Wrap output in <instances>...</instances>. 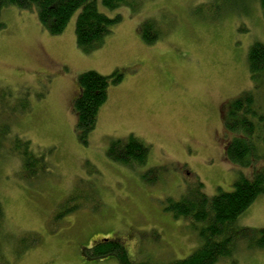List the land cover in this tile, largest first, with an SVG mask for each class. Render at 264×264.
Returning <instances> with one entry per match:
<instances>
[{
	"label": "rangeland",
	"instance_id": "1",
	"mask_svg": "<svg viewBox=\"0 0 264 264\" xmlns=\"http://www.w3.org/2000/svg\"><path fill=\"white\" fill-rule=\"evenodd\" d=\"M131 2L108 10L96 0L102 13L121 19L91 52L77 46L78 11L58 35L41 27L34 10L0 12V85L27 95L30 106L11 119L0 154V264H120L116 254L87 257L102 239H116L133 263L185 258L201 240L193 222L175 218L169 205L198 191L209 198L219 188L231 191L233 180L251 179L264 166V77L255 88L247 63L249 48L264 44L258 0ZM148 19L160 31L151 43L138 32ZM118 69L123 77L109 84L95 128L81 142L73 104L78 76ZM240 96L255 109L248 115L255 154L246 164L223 151L234 138L248 142L234 114ZM223 118L234 130L224 128ZM14 135L43 159L45 168L37 162L33 177L8 150ZM132 135L149 147L144 165L108 155L113 143L121 141L117 154ZM147 172L151 181L141 177ZM73 194L70 204L79 208L54 219ZM235 224L264 228V195ZM239 241L215 264H264V249Z\"/></svg>",
	"mask_w": 264,
	"mask_h": 264
},
{
	"label": "trees",
	"instance_id": "2",
	"mask_svg": "<svg viewBox=\"0 0 264 264\" xmlns=\"http://www.w3.org/2000/svg\"><path fill=\"white\" fill-rule=\"evenodd\" d=\"M126 4L134 6L131 0H101V5L108 10H115ZM258 4L264 17V0H258ZM8 6L34 10L39 24L50 35L61 34L72 19V15L78 11L74 23L75 38L77 46L84 52H91L99 48L106 35L112 31V27L121 19L119 15L109 17L102 13L96 5V0H0V12ZM3 28L4 23L0 21V29ZM138 32L143 41L147 43L160 37L159 29L150 19L140 24ZM247 63L250 78L257 88L264 77L263 43H255L249 48ZM122 77L123 72L119 69L107 76L93 70L85 71L78 76L79 94L73 104L74 112L77 114V136L81 142H86L88 132L95 128L98 111L108 98L109 84L119 83ZM26 96L24 94L13 95L9 88L0 85V154L6 140L5 137L10 133L11 119L13 120L30 110L29 98ZM244 96L234 102V114L242 118L243 123L240 125L244 126L247 131L244 136L248 137V142L234 138L230 144L225 145L223 150L230 160L241 164L248 163L255 154V142L252 140L254 130L251 128L252 123L249 122L248 116L255 114V109L252 107L251 98L247 100V105L243 102ZM223 126L226 130H234V127L224 118ZM115 143L108 151V155L114 161L129 166L133 164L141 166L147 161L148 145L133 135L129 136L127 141L122 144L123 146L117 154L114 150ZM8 150L18 154L22 160L23 169L29 177L34 176L36 166L40 161L42 168H45L43 159L34 154L30 147V141L26 138L14 135ZM148 174L149 172L141 175L144 181H151L152 178H149ZM232 186L231 191L217 189V192L210 198L198 191L196 197H182L169 205V210L175 218H184L193 222L201 244L187 257L170 261L168 264H215L225 257H229L233 248L240 242L239 240L244 241L247 248L264 249V228H241L235 224L254 200L260 195H264V166L256 170L251 179L245 176L237 177L233 180ZM74 198L73 194L63 201L54 219L57 220L79 208L77 204H70ZM110 254H116L120 264H151L129 261L125 250L117 243L116 239L95 241L93 247L89 249L87 257L104 258Z\"/></svg>",
	"mask_w": 264,
	"mask_h": 264
}]
</instances>
